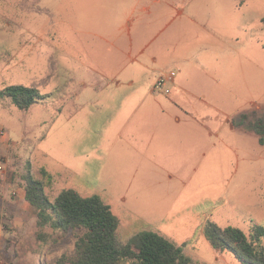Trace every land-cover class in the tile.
<instances>
[{"label": "rangeland", "instance_id": "1", "mask_svg": "<svg viewBox=\"0 0 264 264\" xmlns=\"http://www.w3.org/2000/svg\"><path fill=\"white\" fill-rule=\"evenodd\" d=\"M136 1L0 0V91L22 84L46 95L29 109L0 99V264L50 263L73 245L38 225L25 197L28 162L51 200L66 188L98 194L122 243L153 231L190 264H242L210 244L208 222L264 226V145L243 130L244 113L264 117V0H174L185 7L176 18L172 0ZM135 3L143 25L114 38ZM148 40L139 59L157 54L154 70L132 62ZM162 67L196 92L182 96L189 113L170 108L180 125L158 116L169 96L154 89ZM116 76L136 83L117 86ZM141 101L152 106L135 110Z\"/></svg>", "mask_w": 264, "mask_h": 264}, {"label": "trees", "instance_id": "2", "mask_svg": "<svg viewBox=\"0 0 264 264\" xmlns=\"http://www.w3.org/2000/svg\"><path fill=\"white\" fill-rule=\"evenodd\" d=\"M5 96L22 109H29L46 97L37 88L22 84L0 91V99ZM255 116L249 120L244 113V120L234 122V126L239 128L242 120L246 121L249 128L243 130L253 132L264 144V117L257 113ZM1 135L0 131V139ZM41 171L52 176L45 169ZM22 178L26 200L37 209L38 225L58 228L73 240L71 247L45 264H122L126 261L132 264H190L180 247L153 231L141 232L122 243L117 236L119 221L110 205L98 194L84 196L74 188H66L51 200L44 181L35 176L30 162ZM204 234L215 249L232 251L242 264H264V226L254 224L246 232L238 227H221L208 222Z\"/></svg>", "mask_w": 264, "mask_h": 264}, {"label": "crops", "instance_id": "3", "mask_svg": "<svg viewBox=\"0 0 264 264\" xmlns=\"http://www.w3.org/2000/svg\"><path fill=\"white\" fill-rule=\"evenodd\" d=\"M134 2H137V1L134 0ZM168 3H169V6H170V8L172 10H176V15L174 16V18H176L177 15L179 16V15H182V14L185 13V7H176L175 8L177 3L174 0L168 1ZM137 7H138V4L135 3L133 5V7H131L130 11L121 12L120 19H118L117 22H116L117 34H116V36H114V38H118L120 35H123L126 31L131 32V34H132L133 28L137 27V29H138V28H140L141 25H143V21L142 20H139V22H138V20H135L134 13H135V8H137ZM142 9L144 11L148 10L150 12V7L149 6H144ZM172 10L167 11L166 14L171 13ZM192 18H194V17H192ZM263 21H264V19H263ZM137 22H138V24H137ZM102 39L107 41V42H109V43L112 42V44L115 45V41L112 40V38H108V37L102 36ZM134 39H135V37L131 36V38H130L131 45H134ZM145 42L146 41H144L143 46L141 47L140 51L137 53V56L132 57V62H140L145 68L146 67L150 68L149 64H152L151 69L154 70L156 68V65H158V60H159V56L157 54L150 55L149 58L147 59V61L139 59V57L143 58V56H144V54L146 52V48L148 47L149 40L146 43ZM144 57L147 58V55H145ZM167 72H168L167 69H165L163 67L159 69V74L161 73V75L165 74ZM155 78H157V77H155ZM112 80L114 82H116L117 86L126 83L128 86L131 87V86H134L135 83H136V79L134 77H131L130 79L124 81L121 78H119V76H116ZM176 81H177V75H176L175 80H174L173 83H174L175 87L178 89V92L173 94L172 89H171V93L167 94V95H169L168 96V102L166 104L158 102V104L161 105L160 109L163 112V116L162 115H158V116H159V118L161 117V119L164 118L165 115H169L170 117L172 116L174 122L180 125L184 121L183 120V115L180 114V113H177V112L174 113V111H172V113H171L170 112L171 111L170 108L172 106H174V107H177L178 109H182L183 111L189 113L190 112L189 109L191 108V106L183 103L182 96H183V94H189L191 96H195L196 92L194 91V89L190 85L184 84L183 82L179 84V83H176ZM82 83L84 85H87V81H82ZM150 94H151L152 98L156 99V96H152V93H150ZM125 95H128V94H125ZM144 106L147 108L148 106H152V105L151 104L145 105L144 101H141V102L137 103V106H136L135 110H138L140 107H144ZM258 107H260V106H258ZM255 109L259 110L257 107ZM155 112L156 111L153 110V112H151V113L155 114ZM164 121H165L164 125H169V121H167V120H164ZM231 127H232V129H236V127L233 124V121L231 122ZM1 134H2V132H1ZM1 137H2V135H1ZM257 138H258V136H257ZM135 140L138 141L139 139L135 138ZM258 141H259V138H258ZM259 143H260V141H259ZM261 145H264V144H261Z\"/></svg>", "mask_w": 264, "mask_h": 264}, {"label": "built area", "instance_id": "4", "mask_svg": "<svg viewBox=\"0 0 264 264\" xmlns=\"http://www.w3.org/2000/svg\"><path fill=\"white\" fill-rule=\"evenodd\" d=\"M177 75V72L175 70L168 71L165 74H162L157 78L156 84L154 86V89H158L164 94H170L171 88L166 86L167 82H174L175 77ZM0 169H2V166H0Z\"/></svg>", "mask_w": 264, "mask_h": 264}]
</instances>
